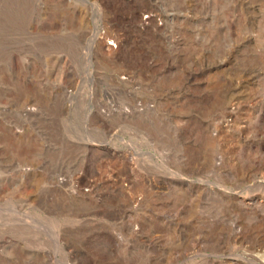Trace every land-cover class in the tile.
<instances>
[{
    "label": "rangeland",
    "instance_id": "374dc122",
    "mask_svg": "<svg viewBox=\"0 0 264 264\" xmlns=\"http://www.w3.org/2000/svg\"><path fill=\"white\" fill-rule=\"evenodd\" d=\"M0 264H264V0H0Z\"/></svg>",
    "mask_w": 264,
    "mask_h": 264
},
{
    "label": "bare ground",
    "instance_id": "6f19581e",
    "mask_svg": "<svg viewBox=\"0 0 264 264\" xmlns=\"http://www.w3.org/2000/svg\"><path fill=\"white\" fill-rule=\"evenodd\" d=\"M54 181H55V179H54ZM95 191V190H94Z\"/></svg>",
    "mask_w": 264,
    "mask_h": 264
}]
</instances>
